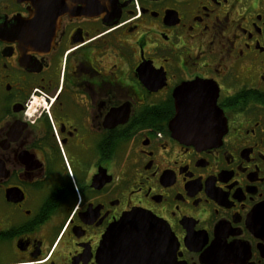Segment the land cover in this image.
I'll list each match as a JSON object with an SVG mask.
<instances>
[{"label":"flooded vegetation","instance_id":"flooded-vegetation-1","mask_svg":"<svg viewBox=\"0 0 264 264\" xmlns=\"http://www.w3.org/2000/svg\"><path fill=\"white\" fill-rule=\"evenodd\" d=\"M194 83L183 106L216 115L177 117ZM173 120L220 122L190 143ZM133 211L169 234L112 233ZM102 246L105 264H264V0H0V264H101Z\"/></svg>","mask_w":264,"mask_h":264},{"label":"water","instance_id":"water-1","mask_svg":"<svg viewBox=\"0 0 264 264\" xmlns=\"http://www.w3.org/2000/svg\"><path fill=\"white\" fill-rule=\"evenodd\" d=\"M199 89L200 85L197 83L186 84L179 87L175 93L176 96L179 95L177 102V117L216 115V109L213 103H208L205 108L201 109L183 106V100L190 95L194 96L199 93ZM218 122H220V120H173L171 123V128L175 136L180 139L190 143H208L210 140H212L211 132L214 127L217 126ZM111 230L112 233L117 231V235L122 230H138V240L150 239L151 237H158L160 239L169 234L165 233L169 230L168 225L155 216L143 211H133L128 213L119 223H117V225H114ZM153 230H158L159 234L152 235L151 232ZM145 231H148V233L144 234ZM131 236L135 237L136 235L133 234ZM105 242L107 243V240ZM121 251L122 249L118 250L117 253H121ZM104 254V246H102L100 251V256L102 259L101 264H105L103 259Z\"/></svg>","mask_w":264,"mask_h":264}]
</instances>
